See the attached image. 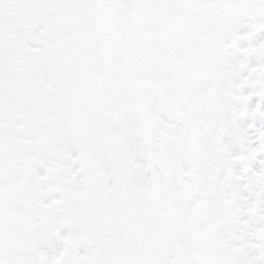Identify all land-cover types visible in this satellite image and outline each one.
I'll return each mask as SVG.
<instances>
[{
	"label": "snow or ice",
	"instance_id": "1",
	"mask_svg": "<svg viewBox=\"0 0 264 264\" xmlns=\"http://www.w3.org/2000/svg\"><path fill=\"white\" fill-rule=\"evenodd\" d=\"M0 264H264V0H0Z\"/></svg>",
	"mask_w": 264,
	"mask_h": 264
}]
</instances>
